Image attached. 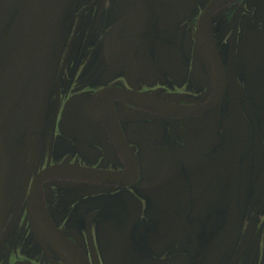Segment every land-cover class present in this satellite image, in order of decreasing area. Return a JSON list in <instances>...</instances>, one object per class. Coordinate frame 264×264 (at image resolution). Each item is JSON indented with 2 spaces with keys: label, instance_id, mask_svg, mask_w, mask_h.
Returning a JSON list of instances; mask_svg holds the SVG:
<instances>
[{
  "label": "flooded vegetation",
  "instance_id": "1",
  "mask_svg": "<svg viewBox=\"0 0 264 264\" xmlns=\"http://www.w3.org/2000/svg\"><path fill=\"white\" fill-rule=\"evenodd\" d=\"M31 1L0 5V264H264V0ZM67 164L101 177L38 178Z\"/></svg>",
  "mask_w": 264,
  "mask_h": 264
},
{
  "label": "water",
  "instance_id": "2",
  "mask_svg": "<svg viewBox=\"0 0 264 264\" xmlns=\"http://www.w3.org/2000/svg\"><path fill=\"white\" fill-rule=\"evenodd\" d=\"M7 1L8 0H1L0 5L7 4L6 3ZM47 2H48V0H32L30 2V4L28 5V10L32 7L30 17H32L34 14H35V17H40V15L43 16L44 14H47L54 4L52 1H50L49 3H47ZM56 11H57V9L54 11V13H56ZM60 13H61V11H60ZM53 14H51V16H49L43 22V24L46 23L47 21H49L50 18L53 16ZM55 21H56V19L53 20V23ZM210 23H211V21L208 18V16H206L201 22V25L199 28V31L202 35L201 44H202V47L207 52L210 51L211 62L213 63V66L215 67V69L217 71L216 72L217 86L220 87L219 80L221 79L223 72H219V71H220V68L223 66V63H222V59L219 55V52L217 51V47H216L214 40H213V37H212L211 24ZM47 39H48V35L45 37V39L42 43V47L45 45ZM261 59H264V57H261ZM262 65L264 66V62L262 64H261V62H259L256 66L260 67ZM144 97H145V95H143L141 93H137V92H132L129 95L130 100H137V101H140V103H142L141 101H147V99H145ZM101 98H103V96H101ZM19 101H20V99L18 100V102ZM146 107H149L153 111H156V112L161 113L163 115H169V110L180 111V107L177 105L172 106V105H168L165 103H157V102L151 103L149 106H146ZM239 107L241 110V106H239ZM14 108H15V106H13L11 108V113H12ZM168 108H169V110H168ZM106 113L108 114V111ZM7 119H8V114L5 112L4 115L0 118V129L2 128L4 122ZM8 158L9 157L5 156L0 161V163H7L9 160ZM133 169H134V167H131V164H130V169H129L128 174H127L128 176L133 174V172H134ZM96 173H97V171H91L90 169L85 170L81 167H77L74 165H68L67 164V165H60V166H54V167L47 168L44 171H42V173L39 175L38 178L42 179V180L43 179H49V178H69V177H85V178H90V179H99L101 177V175L99 173L98 174H96ZM74 174L76 176H73ZM114 176H116V178H118V176H121V174H114Z\"/></svg>",
  "mask_w": 264,
  "mask_h": 264
},
{
  "label": "rangeland",
  "instance_id": "3",
  "mask_svg": "<svg viewBox=\"0 0 264 264\" xmlns=\"http://www.w3.org/2000/svg\"><path fill=\"white\" fill-rule=\"evenodd\" d=\"M159 83L163 86L166 84V81H164L163 79H159Z\"/></svg>",
  "mask_w": 264,
  "mask_h": 264
}]
</instances>
